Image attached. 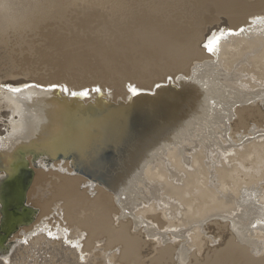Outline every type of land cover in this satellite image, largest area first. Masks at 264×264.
<instances>
[{
    "label": "bare ground",
    "instance_id": "obj_1",
    "mask_svg": "<svg viewBox=\"0 0 264 264\" xmlns=\"http://www.w3.org/2000/svg\"><path fill=\"white\" fill-rule=\"evenodd\" d=\"M66 11L105 42L0 70V264H264V0H0V40Z\"/></svg>",
    "mask_w": 264,
    "mask_h": 264
},
{
    "label": "rangeland",
    "instance_id": "obj_2",
    "mask_svg": "<svg viewBox=\"0 0 264 264\" xmlns=\"http://www.w3.org/2000/svg\"><path fill=\"white\" fill-rule=\"evenodd\" d=\"M93 10H95V9H93ZM101 12L104 15L100 14L98 16H94L92 18V20L90 19L89 22H87V25L89 24L88 28H85L84 31L80 28L78 21L74 17V15H72L68 11L62 13L61 16H58V17L47 16L46 18L33 20V22H31L32 24L30 23L29 26L26 25L25 27H22L20 29L10 28L7 31H4L3 35H5V36H3V41L0 40V70L7 69V68H9V66H12L11 68H14V70H15L14 72L16 73V75L18 73V75L20 74L22 76H26V75H31V74L35 73L34 75L38 76L36 78H41V77L44 79L49 78V77H47V75H49L53 72V70H51L52 69L51 66H53V63H51L52 61H50L48 58H46V55L48 54L47 52H49L51 50V48L48 49L47 47H45L46 43L44 44L45 38L46 39L48 38L47 35H49V34L52 35V33L55 32V33H53V34H55V36L52 37L53 39H54V37H55V39H57L60 37V35H62V36L65 35L66 37L64 36V39L66 38V40H71L70 38L73 35V37L77 36V38L81 37V39L86 38V39H97L99 41H104V40H106V36L108 34V29H107L108 18H107V15H105L104 11H101ZM59 31H60V33H58ZM38 34H41V35L38 36ZM39 39H41V40H39ZM5 40H6V42H5ZM38 52L39 53L42 52V53L39 54ZM29 56H31V57H29ZM32 56H34L35 58ZM42 58H44L43 59L44 61L42 60ZM37 60H40V63H39V61L37 62ZM30 61H32V63ZM44 62L47 65L44 64ZM25 63H28V65ZM29 63H31V64H29ZM48 65H50V66L48 67ZM33 77H35V76H33ZM87 77H89V76H87ZM3 80L7 81L9 83L15 82L14 77H8L7 76ZM25 84H31V83H25ZM6 85L9 87L13 86V85H8V84H6ZM19 85H22V84H19ZM97 85L101 86L99 84H97ZM0 86H2V85H0ZM93 87H95V86H91V87H89V88L87 87V88L92 89ZM8 112H10V111L8 109H6L5 107H3V106L0 107V121L4 122V124L10 122L13 119L12 117L16 116V115L11 116ZM13 120H16V118H14ZM0 129H1V131L5 130L4 127H1ZM212 130L213 129L211 128V125H209V127H207L205 129V132H204V135H207V138L209 140L212 137L211 136ZM144 239L147 240L148 238L144 237ZM208 245L209 244H207V246ZM208 247H210V246H208ZM210 249H212V245H211ZM191 252H194V250L192 249ZM9 254H10V252H9ZM4 256L6 257L7 254H4L3 257ZM3 257L0 256V260H2ZM198 259H201V258L198 257ZM188 262H189V258L187 260V263ZM210 264H216V263L210 262ZM217 264H227V263L224 260H221V261H218Z\"/></svg>",
    "mask_w": 264,
    "mask_h": 264
},
{
    "label": "snow or ice",
    "instance_id": "obj_3",
    "mask_svg": "<svg viewBox=\"0 0 264 264\" xmlns=\"http://www.w3.org/2000/svg\"><path fill=\"white\" fill-rule=\"evenodd\" d=\"M255 22V21H253ZM243 31H245V29L241 28L238 31L232 30V29H228V30H224V29H218L215 32H212L205 40V42L203 43V48L206 49L207 51L211 52H216L217 54L220 51V44L222 41H224L228 36H235V35H239L240 33H242ZM0 87H5L7 88L8 91H11L13 93L16 92H20L22 89L21 88H12V87H8L7 85H3ZM25 87H36V88H43V85H39V84H25ZM58 87L57 85L53 84L49 86V89L51 88H56ZM64 92H68L67 88H63L61 89ZM100 89H94V91H99ZM129 91L132 92L133 94H136L137 89L135 87L129 88ZM88 93L86 91H81L79 93L77 92H72L71 95H81V96H86ZM49 235H51L49 233Z\"/></svg>",
    "mask_w": 264,
    "mask_h": 264
},
{
    "label": "water",
    "instance_id": "obj_4",
    "mask_svg": "<svg viewBox=\"0 0 264 264\" xmlns=\"http://www.w3.org/2000/svg\"><path fill=\"white\" fill-rule=\"evenodd\" d=\"M79 92H81V91H79ZM79 92H77V93H79ZM87 93H88V91H86ZM73 96V98H76L77 100H83V99H86L87 98V96H88V94L86 95V96H81V95H72ZM99 98H101L102 99V97L100 96ZM105 100L104 99H102V103L103 104H105V105H108L106 102H104ZM72 105V106H71ZM75 105H76V107H79V109L80 110H82L83 108H84V105H81L80 103H78V102H74V101H72V103L70 104V106H71V108H76L75 107ZM109 106V105H108ZM84 111V110H83ZM144 130H145V128H144ZM19 203H20V201H19ZM19 203H16V204H19ZM17 215V214H16Z\"/></svg>",
    "mask_w": 264,
    "mask_h": 264
}]
</instances>
